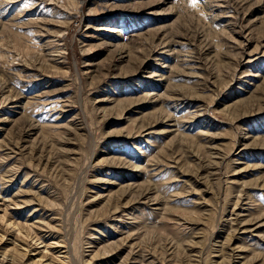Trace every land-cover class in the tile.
Wrapping results in <instances>:
<instances>
[{
    "label": "rangeland",
    "instance_id": "obj_1",
    "mask_svg": "<svg viewBox=\"0 0 264 264\" xmlns=\"http://www.w3.org/2000/svg\"><path fill=\"white\" fill-rule=\"evenodd\" d=\"M0 264H264V0H0Z\"/></svg>",
    "mask_w": 264,
    "mask_h": 264
}]
</instances>
